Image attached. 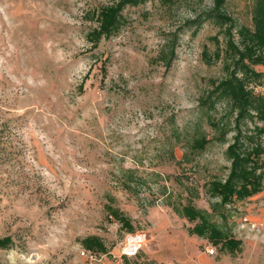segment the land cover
Listing matches in <instances>:
<instances>
[{
  "label": "rangeland",
  "instance_id": "1",
  "mask_svg": "<svg viewBox=\"0 0 264 264\" xmlns=\"http://www.w3.org/2000/svg\"><path fill=\"white\" fill-rule=\"evenodd\" d=\"M113 1L0 0V237L14 241L0 250V264H123V256L264 264V190L212 217L242 241L233 256L189 235L192 224L173 209L196 190L192 204L210 212L203 186L228 173L227 145L208 123L222 111L208 114L198 105L208 79L222 75L220 64L202 61L218 29L210 22L197 33L184 29L165 70L155 60L164 35L203 5L180 0L168 8L149 0L128 7L120 32L91 48L85 36L95 22L88 13ZM252 1L228 0L226 10L237 24H249ZM200 136L209 139L205 150L190 152ZM128 171L139 182L131 190L122 186ZM108 197L134 233L107 220ZM245 216L256 228L243 225ZM88 235L101 237L109 252L81 254L78 239ZM132 236L140 241L128 250Z\"/></svg>",
  "mask_w": 264,
  "mask_h": 264
},
{
  "label": "trees",
  "instance_id": "2",
  "mask_svg": "<svg viewBox=\"0 0 264 264\" xmlns=\"http://www.w3.org/2000/svg\"><path fill=\"white\" fill-rule=\"evenodd\" d=\"M147 1L114 0L88 13L89 20L95 22V26L85 36L91 48H96L101 40L115 36L127 24L123 14L126 8ZM161 1L164 6L171 8L180 0ZM198 1L203 7L164 35V43L155 60L165 70L171 67L179 35L184 29L193 28V32L197 33L206 22L218 29L217 34L209 38L212 49L207 46L203 48L202 61L207 66L220 64L222 75L220 78L208 79L207 89L199 97L198 105L208 114L216 113L219 109L222 111L218 118L208 115V123L219 133L220 143L227 145L224 154L229 168L225 178H213L203 186L205 194L212 200L210 212L192 204L191 198L199 196L196 190L173 209L178 216L192 224L187 230L189 235L205 239L221 253L233 256L241 251L242 241L219 227L212 217L227 205L244 201L264 190V71L255 69L264 66V0L252 1L249 24L236 23L226 10L228 0ZM79 90L83 91V83ZM4 126L0 128V147H5L1 144ZM229 134L230 141L227 140ZM208 143L209 139L205 136L195 138L189 147L190 152L199 154ZM171 158L176 160L172 152ZM183 158H187V155L183 154ZM176 162L180 164L181 161ZM134 177L133 171H128L122 186L131 190L134 186L132 183L139 185ZM108 200L109 203L105 205L107 220L116 221L125 233H134L137 227L132 220L114 205L112 198L108 197ZM78 243L88 254L103 255L109 252V247L97 235L85 236L78 239ZM13 246L14 241L10 236L0 237V250H8ZM138 259L136 256V260L131 261L123 256L122 263L155 264Z\"/></svg>",
  "mask_w": 264,
  "mask_h": 264
},
{
  "label": "bare ground",
  "instance_id": "3",
  "mask_svg": "<svg viewBox=\"0 0 264 264\" xmlns=\"http://www.w3.org/2000/svg\"><path fill=\"white\" fill-rule=\"evenodd\" d=\"M128 250H134L137 247V242L140 241L138 236H132L129 238Z\"/></svg>",
  "mask_w": 264,
  "mask_h": 264
},
{
  "label": "built area",
  "instance_id": "4",
  "mask_svg": "<svg viewBox=\"0 0 264 264\" xmlns=\"http://www.w3.org/2000/svg\"><path fill=\"white\" fill-rule=\"evenodd\" d=\"M242 223L243 225L247 226L248 228L250 229H254L256 228V224L251 222L250 220H248V217L245 216L243 219H242ZM210 253H213V250L210 251ZM81 254H85L84 251L81 252Z\"/></svg>",
  "mask_w": 264,
  "mask_h": 264
}]
</instances>
